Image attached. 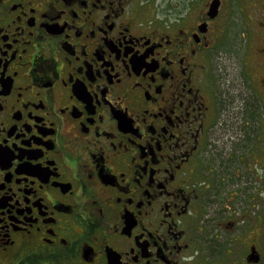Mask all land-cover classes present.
Returning <instances> with one entry per match:
<instances>
[{
    "label": "flooded vegetation",
    "instance_id": "1",
    "mask_svg": "<svg viewBox=\"0 0 264 264\" xmlns=\"http://www.w3.org/2000/svg\"><path fill=\"white\" fill-rule=\"evenodd\" d=\"M0 264H264V0H0Z\"/></svg>",
    "mask_w": 264,
    "mask_h": 264
}]
</instances>
